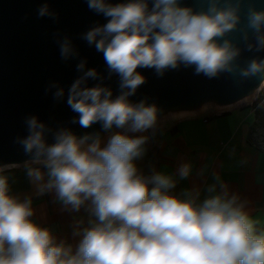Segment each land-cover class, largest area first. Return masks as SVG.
I'll list each match as a JSON object with an SVG mask.
<instances>
[{
	"label": "clouds",
	"instance_id": "clouds-1",
	"mask_svg": "<svg viewBox=\"0 0 264 264\" xmlns=\"http://www.w3.org/2000/svg\"><path fill=\"white\" fill-rule=\"evenodd\" d=\"M86 2L108 20L83 39L103 53L110 74L120 77L121 91L113 98L108 87L84 86L89 78H98L96 69H88L70 86L67 104L78 114L74 123L85 129L100 123L111 134L104 143L99 133L78 137L60 129L49 144L45 137L50 130L32 116L26 119L29 134L19 142L31 156L30 164L46 170L48 179L39 191L54 189L59 201L77 211L88 202L95 221L76 233L81 238L75 248L57 243L31 219V199L10 195L7 177L0 175V264H264V231H257L258 222L226 185L221 192L210 185L203 200L199 194L173 195L176 181L171 176L138 171L135 161L144 155L147 137L111 131L145 132L156 123L154 105L129 100L145 83L137 69H154L162 76L183 65L209 78L231 71L240 49L226 37L240 24L239 0L234 5L206 0V10L200 11L183 6L182 0ZM38 15L53 13L45 3ZM247 27L256 50L264 49V10L250 8ZM247 48L251 51L253 45ZM60 52L64 59L76 54L67 38ZM262 72L264 61L253 59L242 75ZM54 95L62 98L63 88ZM27 174L35 182L45 178L41 167H28ZM189 174V165L179 168L181 179Z\"/></svg>",
	"mask_w": 264,
	"mask_h": 264
},
{
	"label": "water",
	"instance_id": "water-1",
	"mask_svg": "<svg viewBox=\"0 0 264 264\" xmlns=\"http://www.w3.org/2000/svg\"><path fill=\"white\" fill-rule=\"evenodd\" d=\"M227 2L235 4V0ZM45 3L53 15L41 17L38 10ZM182 4L195 11L207 8L206 0H182ZM250 8L264 10V0H239L240 24L226 37L240 49L231 71L209 78L196 74L194 67L183 65L166 70L162 76L154 69L139 68L137 71L145 77V83L129 97L130 102L143 101L157 110L193 106L206 98L228 102L260 83L264 72L242 75L251 60L264 61V49L256 50L254 34L247 27ZM107 20L102 13L91 10L86 0H0V166L31 159L19 142L29 134L26 125L29 117H37L50 130L45 137L49 144L54 143L53 134L60 129H68L78 137L102 129L100 123L87 129L74 123L78 114L67 104V97L73 82L93 68L98 78H89L84 86L108 87L113 98L120 94V77L110 74L103 53L83 39L87 31ZM65 38L76 53L68 59L62 58L60 52ZM248 44L253 45L251 51ZM81 61L86 62L83 71L77 68ZM60 88L64 96L56 98L54 94Z\"/></svg>",
	"mask_w": 264,
	"mask_h": 264
},
{
	"label": "crops",
	"instance_id": "crops-1",
	"mask_svg": "<svg viewBox=\"0 0 264 264\" xmlns=\"http://www.w3.org/2000/svg\"><path fill=\"white\" fill-rule=\"evenodd\" d=\"M254 108L244 99L217 104L175 106L157 110L154 127L145 132H128L113 128L129 136H145L144 155L135 161L138 171L150 176L159 172L171 176L176 186L171 194L185 198L191 193L203 200L210 185L217 192L226 185L229 195H236L245 211L257 221V231H264V149L249 137L254 121ZM106 143L111 134L98 132ZM31 160V159H30ZM30 160L9 164L0 175L7 177L9 194L23 201L31 199L32 220L47 228L55 242L71 244L75 248L81 238L76 233L90 227L95 217L90 204L73 210L58 200L55 190L39 191L47 182L46 170ZM189 165L190 174L181 179L179 168ZM28 167H41L43 181L35 182L27 174Z\"/></svg>",
	"mask_w": 264,
	"mask_h": 264
},
{
	"label": "rangeland",
	"instance_id": "rangeland-1",
	"mask_svg": "<svg viewBox=\"0 0 264 264\" xmlns=\"http://www.w3.org/2000/svg\"><path fill=\"white\" fill-rule=\"evenodd\" d=\"M236 99H244L254 108L255 118L249 130L250 139L261 149H264V79L257 85L251 87L242 93ZM201 104H217L220 103L213 98H206L200 101ZM30 159H26L27 161ZM7 165L0 166L5 168Z\"/></svg>",
	"mask_w": 264,
	"mask_h": 264
}]
</instances>
